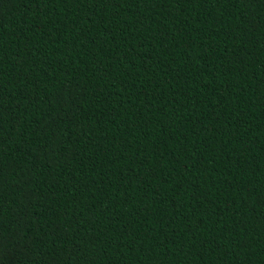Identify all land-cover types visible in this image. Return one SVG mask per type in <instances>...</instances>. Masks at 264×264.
<instances>
[{"label": "trees", "instance_id": "16d2710c", "mask_svg": "<svg viewBox=\"0 0 264 264\" xmlns=\"http://www.w3.org/2000/svg\"><path fill=\"white\" fill-rule=\"evenodd\" d=\"M0 264H264V0H0Z\"/></svg>", "mask_w": 264, "mask_h": 264}]
</instances>
